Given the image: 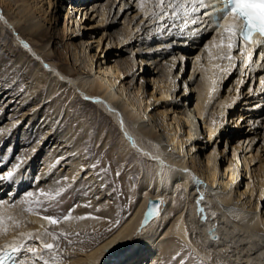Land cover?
Instances as JSON below:
<instances>
[{"label":"bare ground","instance_id":"6f19581e","mask_svg":"<svg viewBox=\"0 0 264 264\" xmlns=\"http://www.w3.org/2000/svg\"><path fill=\"white\" fill-rule=\"evenodd\" d=\"M13 1L17 4L20 2L14 16L9 13ZM40 2L41 0H0V15L3 16L0 27L3 30L7 24L17 32V37L13 39L16 43L13 42L5 49L11 55H0V78L11 76L13 79L8 83L4 82L5 88L9 86L12 90L9 102L18 93L12 84L22 70L24 79H29L28 90L22 100L37 102L45 90L49 76L54 84L49 95L47 94L48 98L55 90L57 93V89L68 85L74 100L78 97L79 100L85 95L86 104L101 108L103 113L110 114L121 126L119 152L122 157L119 159L127 161L131 156H138L142 162L138 163L141 179L137 186H133V177L113 168L114 160L106 164L107 176L97 173L91 167L89 158L81 151L82 136L77 142H73L76 130L57 132L49 141L50 144L54 142V154L42 161L37 178L53 179L47 185L46 193L54 194L58 188L55 179L61 177L56 174L57 165L65 171L66 180L71 185L74 183L73 191L79 187L80 179L85 175L88 187L92 188L82 190L93 192L91 204L81 201L77 204L79 208L74 209L72 213L74 218H87L72 219L59 224L57 222L55 225H49L42 219L46 215L62 217L71 208L70 203L75 200L74 193L70 198L71 202H64L62 205L57 204L58 200L49 202L58 206L56 210L52 213L41 210L39 215L34 211L25 214L21 208H12L9 199H6L3 206H0V216L3 217V223L0 224V248L24 239L29 246L39 249L38 254H43L41 252L44 250L39 242L21 237V233L37 234L45 228L50 232H64L68 233L67 238L71 239L67 241L69 245L73 238L76 241L93 232L95 238L80 246L78 257L73 253L74 249L67 247L66 252L61 254L63 258L59 260L62 263L58 264H107L111 255L122 251L132 242L137 247L145 244L150 248L161 234L169 232L172 228L167 227L166 222L171 211L169 206L174 204L175 215L185 223L190 240L205 256L207 254L208 257H214L212 260L216 264L221 259L226 264H264V212L259 209L264 198V162L249 171L250 163L256 156L245 158V173L250 175L241 179V160L234 158L237 156L236 149L245 146L236 139L237 143L232 144L230 157L227 156L230 137H226L223 148L218 147L222 139L219 131L226 124L229 108L235 107L241 97L239 88L248 76H245V73L249 74V69L245 72L243 70L253 65L255 70L256 66L264 68L257 54H253L252 50L251 62L241 63L247 56L242 57L240 51L248 46L237 41L238 47L231 52L234 61L231 63V60L220 59L222 55L228 54L226 47H217L224 38V29L220 28L217 30L218 36L208 41L212 46L206 51V61L204 57L201 58V63L191 66L185 76V67L182 72L178 71L181 68V59L188 56L185 51L179 49L183 37L171 36L172 33H178L177 30L185 22L180 23L169 17L172 16V4L184 3L190 8L191 0H165L164 5H160L159 0H149V6L141 9L148 12V20H151L150 24H154L152 28L156 30L151 32V26L144 27L147 20L143 22V19H140L141 12L136 15L138 10L134 0H93L91 4L86 0H46V8L53 6L54 9L47 16V10L38 7ZM205 3H208V0H205ZM1 7L4 10L1 11ZM59 8L64 10L60 16L63 19L62 24H57L55 19L52 25L46 26L45 21L49 22L53 12ZM161 8L167 10L164 19H151V14L159 12ZM90 11H95L97 17L92 24L84 26L81 23L82 16L88 15ZM189 17L193 20L203 19L201 15ZM174 21L176 23L171 25ZM89 28L104 30L102 41L114 48L108 55L99 56V52L97 53L100 37L96 38L94 47L86 39L88 34L91 35V32L86 31ZM161 31L162 33H159ZM155 33L158 35H154ZM130 41H134L133 45H126ZM24 44L28 47L25 48ZM101 47L102 44L100 49ZM140 54L142 60L139 58ZM147 54L149 58L145 57ZM31 63L35 64L34 69ZM217 65L219 67H216ZM237 67L240 69L237 81L239 87L232 85L226 90L227 94H221L219 88L229 80L232 73H237ZM225 68L227 72L221 71ZM259 80V88H264V76ZM233 90L235 93L232 94ZM55 111H51L50 115ZM36 113L35 111L34 114ZM239 116L243 117L242 114ZM129 136L134 139L135 146ZM108 138L109 136L107 140ZM147 140H150V145L146 143ZM60 146L62 148L59 150ZM153 157H158L159 161L164 162L163 171L159 161ZM219 160L224 162V165L221 162L219 165ZM1 163L5 165L6 159L3 158ZM12 167L0 170V174ZM29 167L31 168V164ZM18 170L14 176V185L17 186L22 175ZM245 179L248 180L244 182ZM59 182L65 185V180ZM107 182L118 184L117 200L111 206H96L99 200L109 198ZM8 183L9 181L0 182V192ZM20 185H24V182ZM15 189L12 191L16 192ZM181 189L186 196L185 200L179 198ZM201 195L203 199L198 204ZM150 199L160 200V210L145 225ZM49 203L44 204L43 208L50 209ZM125 203L128 204L124 205ZM72 222L76 223L73 225ZM109 222L111 224L107 226ZM6 226L9 227L8 231L5 230ZM110 226L112 228L109 230ZM217 235L219 236L215 237ZM137 237L140 239L127 241ZM45 239L48 243L53 241L51 236ZM163 248L170 254V264H199L194 263L193 258L188 256V250H182L176 237L164 242ZM46 254L45 258L48 259L50 254L55 255ZM25 256L31 262V254H25L19 259L26 258Z\"/></svg>","mask_w":264,"mask_h":264},{"label":"rangeland","instance_id":"374dc122","mask_svg":"<svg viewBox=\"0 0 264 264\" xmlns=\"http://www.w3.org/2000/svg\"><path fill=\"white\" fill-rule=\"evenodd\" d=\"M86 1L88 2V4L93 3L92 2L93 0H86ZM149 3H151L149 2V0L148 1L144 0L143 4H141L140 0H134L135 8L137 7L138 10L136 15H138L141 12L142 16L140 19L141 20L143 19V22L147 20L144 27L146 26L147 28L151 26L149 30V32H151L152 30L153 31L156 30L155 28H152L154 24H150L151 20H148L150 18L149 14L147 16L145 15V13L148 12L145 11L144 9H141L143 7L149 6L148 5ZM18 5H20V2L18 4L15 3L14 1L12 2V6L9 11L10 15L14 16L17 14L16 8ZM38 7L41 10L44 9L45 11L47 10L45 16H47V14H50L54 10L52 9L53 6L50 9L46 8L47 7L46 0H41V2L38 4ZM1 8H2L1 11L4 10L3 7ZM63 12L64 10L62 8L55 10L53 12V17L51 18V20H49V22H46L47 21L46 20L45 25L46 26L52 25L55 19L57 24L59 23L62 24L63 19L60 16L62 15ZM42 13H37V14H42ZM191 15H195V16L201 15V17L203 16L202 17L203 19L197 20V23L193 24L192 23L193 18L180 16L178 22L182 23V21L183 22L187 21V27H183V28L180 27V29L177 30L179 31L178 33L171 34L173 38L177 37V35H182L183 37L180 41L181 44L179 46L181 48L179 49L181 51H185L188 56L184 58L185 61L184 59H181V64L179 66L181 68H179L178 71L180 72L185 67V70H183L185 76H186L185 72L189 71L191 66L199 65L203 57H204V61H206V57H207L206 51H208L212 46V44L209 43L208 41L211 38H215L218 36V31H216L213 33V35L211 34L209 36H206L207 40L204 39L202 42H199L206 35V31L205 29L203 30L202 27H204L203 25L205 23H208L209 20L204 14L202 15V13L200 12H198L197 14L191 13ZM96 17L97 15L95 11H90L88 15L85 14L84 16H82L81 23L84 26L88 24H92V22ZM138 17H140V15ZM77 18H79L78 14H77ZM99 18L100 16L97 19ZM0 20L3 21V19ZM175 23L176 22L174 21L171 25ZM20 24L22 25L23 22H21ZM5 25L7 29L4 28L2 30V28L0 27V55L5 54L6 56H10L11 53L5 51V49L8 45L12 44L13 42L16 43L13 39L17 37L16 35L17 32H15V29H13L11 26H8L7 24ZM179 26H181V24ZM86 31L91 32L90 33L91 35L88 34L86 36V39L89 40L91 46L96 45V38L100 37V41H98L99 47L97 48V53L99 52V56L100 55L106 56L110 53V51L114 49L110 47L109 44L107 45L106 41H102V38L104 37V30L102 28L96 30H92V28H89ZM159 33H162V31ZM154 35H158V33H155ZM198 37H200V39H198ZM133 43L134 41H130L126 43V45L127 44L133 45ZM101 44L102 47L100 49ZM156 47L158 48V46ZM145 57L149 58V54H147V56ZM139 58L142 60V54H140ZM217 60H219V58ZM233 61H234V57L231 60V63ZM30 65L31 67L33 65L32 68L34 69L35 64L31 63ZM30 65H26V67L27 66L30 67ZM248 69H249V74L245 73V76L247 75L248 76L245 78L244 82L240 85L239 88L240 90L239 96L241 97H239V100L235 107L233 106L229 108V115L225 122L226 124L223 125V127H221V131H219V136L222 139L221 142L218 144L219 148H223L226 143L225 142L226 137L228 138L230 137L227 147V156L229 157L231 156L233 151L232 144L237 143L236 141L238 139L242 142L243 144L242 146L246 147V145L249 144L246 148L241 147L239 149H236L235 151L237 156L234 159L241 160L240 170L243 175L241 179H244L245 177L248 178L250 175L249 173L248 174L245 173L246 170L245 167L243 166V160L245 158H250L252 155L256 156V159L250 163L249 171L251 169L259 167L261 165V162H264V134H263L264 133V88L263 87L259 88L260 86L259 78L264 76V68L261 67L260 69L257 68L256 66V70H255L254 65L247 66L246 69L243 70V72H245V70ZM22 72L23 70L13 81L12 86L16 88L15 92L18 93L14 96V98L10 102L9 99L12 96V93L10 91L12 90L9 89L10 88L9 86L5 88L4 85L5 83L12 81L13 79L11 76L0 78V165L2 164L1 162L3 161V158L6 159V164L0 166V170H5L10 166H14L17 163H19L21 165V168L19 170L23 175V176L21 175L20 183L24 182V185H20V183L18 186L14 185L15 183L13 179V181L6 184L3 191L1 190L0 200L5 201L6 199H9L10 205H12L13 202H15V207L12 208H21L22 212L25 214L29 213L28 211L29 207H33V206L39 207L35 204L29 205L28 203L25 202V198L27 197L28 192H32L36 195L31 199H36V198L43 199V197H39V192L42 189L46 193V187L49 183L53 181V179L50 178L48 179V177L43 180L41 177L37 178L39 169L41 167L40 165L42 164V161L45 158H48L49 156H52L54 154L53 152L55 149V146L53 145L54 142L52 144L49 143V141L54 138V134L57 132L59 133L67 132L68 130L69 131L71 130L70 132H72L73 130L77 131V133L73 135V142H77L78 138L82 136L83 142L81 143V147H82L81 151L86 154V157L89 158L91 162V167L94 168V170H96L97 173L104 174L105 176H107L108 174L106 175L107 173L106 168L108 166L106 164H109L110 160H114L115 165L113 166V168L115 170H118L119 172H123V173L126 172L125 173L126 175H130L131 177H133L132 179L133 186L138 185L139 179H141V174L138 172L139 170L138 163L141 164L142 162L140 161L138 156H131V155H130L131 157L128 158L127 160L128 162L119 159L122 157V154L120 156V152H119L121 126L110 114L106 115V113H103V110L101 108H97L96 105L94 106V105L86 104V102H84L85 95H82V97L80 96L81 98L79 100H78L79 97L74 100L71 97L72 90L70 87H68V85L61 87L62 89L59 88L60 90L57 89V93L55 90L48 98L47 94L49 95L50 89L53 88L52 85L54 84L51 82L53 81L51 76H49L48 78L49 82L47 81V85H45V90L41 93V96L38 99L39 101L37 100V102L34 103L30 99L26 100L24 98L25 100H22L24 94L27 93L28 85H29L27 83V80L29 79H24V74ZM239 76H240V69L238 70L237 67V73L235 74L232 73L231 76H229V80H227V82H225L223 86L219 88L220 93L223 95L227 94L226 90L230 88L232 85L239 87V84L237 85ZM233 93H235V90H233L232 94ZM54 110L56 111L50 115V112ZM35 111L37 112L36 114H34ZM208 113L210 112L208 111ZM241 114L243 115V117L240 118L239 115ZM52 125L54 126L53 129H52ZM45 135H47L46 136L47 138L43 140V137ZM107 136H109L108 140H107ZM206 139L207 138H205V142ZM41 141L43 142L39 144ZM149 141L150 140L146 141V143H149L148 145H150ZM61 148L62 147L60 146L59 150ZM220 162L222 165H224V162L220 160H219V165ZM30 164H31V168L29 167ZM93 165H96V167H93ZM128 170H132V171H128ZM56 171H58L56 174H59L61 177L55 179V182H57L58 184V188H56L54 193L60 188L65 189V191H63L59 196V199H57L59 201L57 204L62 205L64 204V202L70 201V198L73 193L75 195V197H73L75 200H73L72 202L70 201L71 208L69 209H73L74 205L76 206L74 209L76 208L78 209L79 207L77 206V204L81 203V201H85L91 204V200H92L91 196L93 195V192L92 193H90L89 191L83 192L84 189L91 190L92 188L91 186L88 187L89 184L84 179L85 175L81 177L80 179L81 184L79 185V187L77 186L74 189L75 191L74 192L73 191L74 183L71 185L69 181L65 179L66 177L65 171L62 169L60 165H57ZM56 174L54 175L56 176ZM28 175H29V179H27ZM53 176L51 178H53ZM62 179L65 180V185L59 182L62 181ZM247 180L245 179V181L244 180L243 181L246 182ZM122 185L124 187V184ZM117 186H118L117 183L112 185L110 182L109 183L107 182L106 189H107V193L110 194L109 198L108 199L103 198L99 200L96 206L97 205L111 206L117 200L116 198ZM15 187L18 188L15 189ZM14 189L16 190V192L12 191ZM76 189L79 191H77ZM9 195H12V197ZM178 195L179 198L181 197V199L183 198L182 200H185L186 196L182 189ZM254 199L255 197L252 199V201H254ZM48 203L49 202L46 201L44 204H48ZM127 204L125 203L124 205ZM57 207L58 206L54 205L53 207H50V209H48L47 212L52 213V211L56 210ZM169 208L171 209V211L166 222L168 223L167 227L172 228L169 232H165L161 234L156 240V243L150 248L146 247L148 245L145 244H142L141 247L139 246L137 247L135 246V243L132 242L130 245L123 248L122 251L117 252L115 255H111L108 258L107 264H170V260H168L170 254L169 252H166L164 248L162 249V244L168 241V239H171L172 237H176L179 240L182 250H188L187 251L188 256L190 258H193L192 260L194 263L198 262L199 264H216L212 260L214 257H208L207 254L205 256V253L201 251L197 247V245H195L190 240V237H188V229L186 228L185 223L179 220L178 216L175 215L174 204L169 206ZM259 209L264 212V198L262 200L261 207H259ZM67 213L68 212H66L64 215H66ZM73 215L74 214L72 213V216ZM63 222L64 220L61 219L58 221V224ZM75 223L76 222H72L73 225ZM110 224L111 223L109 222L107 226H109ZM111 228L112 227L110 226L109 230ZM8 229L9 227L6 226L5 230L8 231ZM94 235L95 234L92 232L88 236L83 238L80 237L76 241H74L75 238H73V241L69 245L67 241L71 239L70 238L65 239L61 237L59 241V245H60L59 249L54 254L58 256L60 255L59 257L60 259H62L63 257L61 254L66 252L67 247H69L71 249H74L73 253H76L77 254L76 256L78 257L79 256L78 254L80 252L79 248H81L80 246H83L86 243L93 241V239L95 238ZM34 246L36 247V243ZM41 253L47 255L44 252ZM51 256L52 254H50V258ZM25 257L28 259L27 256ZM36 262L42 264V261L37 260ZM60 262L62 263V261ZM218 264H226V263H224V261L221 259L218 260Z\"/></svg>","mask_w":264,"mask_h":264},{"label":"snow or ice","instance_id":"6c2138e0","mask_svg":"<svg viewBox=\"0 0 264 264\" xmlns=\"http://www.w3.org/2000/svg\"><path fill=\"white\" fill-rule=\"evenodd\" d=\"M141 4H143L144 0H140ZM224 7L222 9H219L216 5L212 4V0H208V3H205V0H191V7H186L184 3H175L172 4V16L169 17L171 20L178 21L180 19V16L189 17L191 13H198L201 11V9H207L208 7L213 8V13L209 14L208 11H204V15L208 16L209 20H212L215 22V30H218L220 28L224 29V38L221 40L220 44L217 45V47L224 48L226 47L228 49L227 55H222L219 57L220 59H228L232 60L233 57L231 55V52L233 49L237 48V39L242 38L243 42L245 44H251L254 47H259L264 49V0H222ZM160 5H164L165 0H159ZM199 5V7H197ZM163 13V15L161 14ZM179 14V15H178ZM147 16L148 13H145ZM167 15V10L165 8H161L159 12H153L151 14V19L155 20H163L164 16ZM221 16L223 17L225 23H220ZM0 19H3V16L0 15ZM197 19H200L197 17ZM6 22V21H5ZM192 23H197V20H192ZM187 27V21L181 26ZM255 34H258L261 39L260 40H254L253 36ZM24 47L27 48L28 45L24 44ZM240 55L247 56L246 60H242L241 63H250L252 60V48L247 49H241ZM47 67V65H45ZM216 67H219L217 65ZM223 72H227V69H221ZM213 84H215V81H213ZM121 123H123L121 121ZM125 135H128L125 133ZM133 142V146H135L134 139L129 136L128 137ZM144 155H148L147 153H144ZM153 159H156L159 161L158 157H153ZM162 168L161 171H163L164 162L159 161ZM2 166V165H0ZM93 167H96V165H93ZM20 168V164L17 163L15 166H13L10 170H7L3 174H0V182L3 181H13L14 176L17 172V170ZM119 174V173H118ZM65 179H67L65 177ZM199 186V184H198ZM65 191V189L60 188L57 190L54 194L49 192L45 193L42 189L39 192V197H43V199L33 198L36 194L32 192L27 193V197L25 198V202L29 205L35 204L39 207L32 208L29 207L28 211H34L37 215H39L40 211H47V208H43L44 203L57 201V198L61 195V193ZM203 199V196L199 198L197 203L199 204L200 200ZM58 202V201H57ZM5 202L0 200V206H3ZM160 202H152L150 204V208L148 213L145 216L144 224L146 225L149 222V219L154 217L157 214V205ZM49 207H53L54 205L52 203H49ZM10 207H15V202H13ZM76 206H73V209H69L68 213L62 217H56V216H43L42 219L47 221L49 225H55L59 220L64 221H70L72 219H85L87 217H73L72 211L74 210ZM201 212H203V208L200 209ZM206 218V217H205ZM11 219V217H9ZM98 219V218H97ZM3 223V217L0 216V224ZM119 223V221H117ZM143 227V225H142ZM68 233L60 232H50L47 228L43 230V232L34 234V233H21V237H27L28 240H32L34 242H39V244L42 246V249L44 250V253H56L59 249V241L61 237L67 239ZM51 236L53 239L52 243L46 242V237ZM140 239L139 237L129 239L127 241L137 240ZM71 243V241H69ZM39 249L29 246L24 239H21L18 243L10 244L4 248H0V264H36V261H42V264H58L60 257L58 255H52L50 259L45 258L44 254H38ZM25 254H31L32 260L31 262L26 258H20Z\"/></svg>","mask_w":264,"mask_h":264},{"label":"water","instance_id":"95a60500","mask_svg":"<svg viewBox=\"0 0 264 264\" xmlns=\"http://www.w3.org/2000/svg\"><path fill=\"white\" fill-rule=\"evenodd\" d=\"M157 201L160 202L159 199H150V201H149V203H148V210H149V208H150V204H151L152 202H157ZM156 207H157V212H158V211L160 210V203H159ZM50 243H52V242H50Z\"/></svg>","mask_w":264,"mask_h":264}]
</instances>
